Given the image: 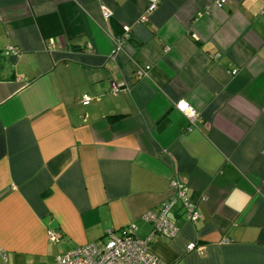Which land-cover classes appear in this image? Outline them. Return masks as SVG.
I'll list each match as a JSON object with an SVG mask.
<instances>
[{
  "label": "crops",
  "instance_id": "0c3cea01",
  "mask_svg": "<svg viewBox=\"0 0 264 264\" xmlns=\"http://www.w3.org/2000/svg\"><path fill=\"white\" fill-rule=\"evenodd\" d=\"M217 1L0 0V264L148 236L175 178L201 217L152 239L159 264H264V0Z\"/></svg>",
  "mask_w": 264,
  "mask_h": 264
},
{
  "label": "built area",
  "instance_id": "2783aa9c",
  "mask_svg": "<svg viewBox=\"0 0 264 264\" xmlns=\"http://www.w3.org/2000/svg\"><path fill=\"white\" fill-rule=\"evenodd\" d=\"M161 0H148L149 14L160 6ZM227 1L218 0L217 4L221 7ZM113 11L109 6H104L103 16L105 19H111ZM148 17L142 15V21L147 20ZM125 33L122 36L115 38L116 49L114 52H118L124 41L131 36L130 26H124ZM88 48L92 49V43L87 42ZM48 46L51 49L56 48L54 40L48 42ZM6 56L22 54L21 49L15 45H8L4 50ZM151 65L146 64L145 67H139L136 70V76L138 78H144L149 73ZM233 73L236 71L233 70ZM111 90L115 93H121L123 90L122 84L117 82L112 83ZM90 96L84 98V102L89 101ZM188 105L186 109L179 107L180 101L177 103V108L181 112H184L192 123L199 117V112L193 107V105L186 99H182ZM171 184L175 187L173 197L163 201V203L152 208L150 211L144 214V219L148 222H152V231L148 236L138 235L136 227L131 225L123 229L120 233L108 232L103 239L94 240L90 243L80 244L79 246L70 248L67 252L61 253L56 257V264H159L161 261L159 257L151 252L150 243L154 237H174L180 230L177 217L175 216L180 211L186 220H190L193 223H197L201 217V212L196 206V203L189 195V185L181 180L175 178ZM48 237L56 242L63 238V232L58 228H49ZM228 240V239H226ZM188 250L199 248L196 242L188 243Z\"/></svg>",
  "mask_w": 264,
  "mask_h": 264
},
{
  "label": "clouds",
  "instance_id": "9594fccd",
  "mask_svg": "<svg viewBox=\"0 0 264 264\" xmlns=\"http://www.w3.org/2000/svg\"><path fill=\"white\" fill-rule=\"evenodd\" d=\"M182 105H183V107H182ZM179 107L183 110V109H186L188 107V105L185 103V101L181 100Z\"/></svg>",
  "mask_w": 264,
  "mask_h": 264
},
{
  "label": "water",
  "instance_id": "95a60500",
  "mask_svg": "<svg viewBox=\"0 0 264 264\" xmlns=\"http://www.w3.org/2000/svg\"><path fill=\"white\" fill-rule=\"evenodd\" d=\"M8 63H12V61L16 60V56H11L10 58H7Z\"/></svg>",
  "mask_w": 264,
  "mask_h": 264
},
{
  "label": "rangeland",
  "instance_id": "374dc122",
  "mask_svg": "<svg viewBox=\"0 0 264 264\" xmlns=\"http://www.w3.org/2000/svg\"><path fill=\"white\" fill-rule=\"evenodd\" d=\"M22 51V50H21ZM11 56H16V55H11ZM16 57H18V56H16Z\"/></svg>",
  "mask_w": 264,
  "mask_h": 264
},
{
  "label": "snow or ice",
  "instance_id": "6c2138e0",
  "mask_svg": "<svg viewBox=\"0 0 264 264\" xmlns=\"http://www.w3.org/2000/svg\"><path fill=\"white\" fill-rule=\"evenodd\" d=\"M182 107H183V105H182Z\"/></svg>",
  "mask_w": 264,
  "mask_h": 264
}]
</instances>
